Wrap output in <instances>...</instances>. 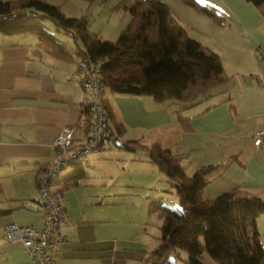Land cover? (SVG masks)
<instances>
[{
	"label": "crops",
	"instance_id": "0c3cea01",
	"mask_svg": "<svg viewBox=\"0 0 264 264\" xmlns=\"http://www.w3.org/2000/svg\"><path fill=\"white\" fill-rule=\"evenodd\" d=\"M163 1L191 38L221 56L225 81L212 97L192 107L167 97L156 99L106 90L104 98L115 120L110 121L111 126L119 132L114 124H120L122 138L126 142L137 140L139 146L133 150L114 147L96 151L87 163L64 169L53 181L52 191L58 199L92 176V163L101 160L130 158L158 167L147 151L154 144L182 155V166L188 175L202 166L221 164L208 177L206 199H215L236 187L264 199V144L254 143L255 132L264 126V60L256 58V50L264 47V10L247 0H197L218 14L212 17L182 0ZM66 50L73 57L50 54L27 33H0V210H9L0 219V264H29L23 244L5 240L3 228L9 223L42 226L43 218L35 210L40 197L39 177L56 157L54 139L64 126L78 124L82 105L89 100L77 78L78 57L73 49ZM181 115L191 117L189 129L182 124ZM78 167L84 170V177L62 190L65 179ZM159 177H165L168 188L172 187L165 175ZM4 180L16 181L20 189L29 188L31 194L20 195L17 200L21 204L11 205L12 199L1 197L9 186L3 184ZM154 196L151 197L157 198ZM102 203L103 200L97 202ZM64 206L69 221L62 227L65 239L56 251L59 264H150L146 259L149 250L158 245L160 234L157 243L138 244L139 253L126 257V251L90 237L89 222L81 219L75 223L72 210ZM244 225V249L249 253L258 244L264 248V213L257 218V240L249 236L247 221ZM202 261L219 264L206 253Z\"/></svg>",
	"mask_w": 264,
	"mask_h": 264
},
{
	"label": "trees",
	"instance_id": "16d2710c",
	"mask_svg": "<svg viewBox=\"0 0 264 264\" xmlns=\"http://www.w3.org/2000/svg\"><path fill=\"white\" fill-rule=\"evenodd\" d=\"M182 1L203 14L218 15L197 0ZM247 1L264 10V0ZM115 7L131 17L116 41H106L92 31L88 16L66 17L60 6L47 0H0V33H27L50 54L73 57L59 38L30 27L35 18L52 20L59 30L72 37L75 55L90 67L99 68L105 92L109 89L119 94L167 97L192 107L212 97L225 81L221 56L191 38L185 25L163 0H121ZM91 106L86 101L82 112L91 113ZM104 106L109 120L115 121L106 98ZM180 118L185 129H189L191 117L181 115ZM114 125L121 136V125L116 122ZM138 146L137 140L130 139L124 149L133 150ZM147 151L150 160L175 189L180 203L178 209L157 202L158 199L150 203L151 211L158 213L162 220L159 243L149 250L146 259L150 264H203L205 253L219 264H264L263 246L258 244L248 253L241 241L246 221L251 239L260 237L257 218L264 213L262 197L236 187L215 199H206L204 189L209 183L208 177L221 164L205 165L188 175L182 166V155L162 144H154ZM84 175V170L78 167L63 180L62 190L78 183ZM8 211L0 210V219Z\"/></svg>",
	"mask_w": 264,
	"mask_h": 264
},
{
	"label": "rangeland",
	"instance_id": "374dc122",
	"mask_svg": "<svg viewBox=\"0 0 264 264\" xmlns=\"http://www.w3.org/2000/svg\"><path fill=\"white\" fill-rule=\"evenodd\" d=\"M47 1L60 6L66 17L88 16L90 29L106 41H116L131 19L129 13L116 9L115 6L121 0ZM30 27L48 31L55 38L65 39L68 49L70 51L74 49L75 43L72 37L59 30L48 18H35ZM75 65L78 68V63ZM107 93H110L109 89ZM123 152L127 154L126 151ZM113 154L110 153V156ZM93 164L92 176L85 178L82 185L71 187L63 200L61 199L69 211L72 210L75 223L80 222L81 219H84L82 222H89L87 228L90 237L102 241L105 245L112 244L121 251H126L127 254H124L126 257H133L139 253L138 244L146 241L157 243L162 220L158 213L151 211V200L158 199L157 202L174 209L180 206L175 189L171 186L168 188L165 177H159V174L164 176L162 171L155 165L150 167L143 161L130 158L118 160L113 157L112 160H101ZM72 168L71 166L66 169ZM64 171L66 170L61 174ZM3 184L9 186L4 193H1V197L12 199L11 205L21 204V200H17L21 199L18 198L20 195L31 194L29 188L20 189L16 181L4 180ZM53 187L52 184V190ZM152 195L163 198H153ZM99 200H103V203L97 204ZM35 210L38 212V204L37 207L35 205Z\"/></svg>",
	"mask_w": 264,
	"mask_h": 264
},
{
	"label": "built area",
	"instance_id": "2783aa9c",
	"mask_svg": "<svg viewBox=\"0 0 264 264\" xmlns=\"http://www.w3.org/2000/svg\"><path fill=\"white\" fill-rule=\"evenodd\" d=\"M256 58L264 60V47L256 50ZM259 77L263 82L262 75ZM77 78L88 93L91 113L82 112L78 124L64 126L53 141L56 157L39 182L38 212L43 216V224L39 227L9 223L3 228L5 240L23 244L29 264H59L56 251L65 239L61 230L68 223L69 214L51 189L53 180L67 167L87 163L93 152L126 146L122 136L111 128L104 106L105 86L99 77V68L90 67L78 57ZM254 143L257 146L264 144V126L255 132Z\"/></svg>",
	"mask_w": 264,
	"mask_h": 264
}]
</instances>
